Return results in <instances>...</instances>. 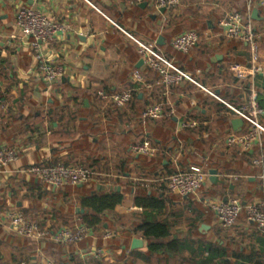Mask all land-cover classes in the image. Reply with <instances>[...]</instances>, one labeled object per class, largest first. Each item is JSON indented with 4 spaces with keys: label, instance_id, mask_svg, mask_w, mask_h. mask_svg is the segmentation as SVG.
<instances>
[{
    "label": "crops",
    "instance_id": "crops-1",
    "mask_svg": "<svg viewBox=\"0 0 264 264\" xmlns=\"http://www.w3.org/2000/svg\"><path fill=\"white\" fill-rule=\"evenodd\" d=\"M153 3V0L139 4H133L132 0H0V146L15 149L18 157L0 175V264H39L43 258L54 264H253L257 257L264 259V233L246 221L243 212L232 228H222L212 204L224 197L208 194L226 185L227 191L243 205H264L258 177L261 168L251 166L244 156L233 151L236 148L222 143L223 134L237 131L242 125L234 129L232 121L238 118L233 115L229 123L214 122L213 108L207 100L213 99L227 109L241 101L237 79L228 64L248 63V46L238 40L219 43L213 39L215 36H201L209 44V53L201 41L191 53L179 56L171 46L172 31L165 30L171 12L156 9ZM21 5L47 12L72 27L62 39L41 45L42 59L64 69L63 76L50 85L35 80L41 59L15 26V12ZM230 9L249 14L255 28L264 26V0H253L250 7L246 0H184L180 13L186 21L205 24L202 33L215 35L218 21ZM254 9L256 18L251 16ZM137 42L154 43L158 53L170 56L167 58L188 75V79L172 86L175 87L169 111L172 123L164 120L163 115L155 125L133 118L131 108L141 106L145 100L141 93L121 111L85 95L89 89L106 87L117 92L125 87L132 70L142 67H137L140 61ZM259 53L264 62V44ZM254 83L264 100V74L256 76ZM180 90L190 93V103ZM190 112L200 116L203 124L213 131L210 136L208 133L205 143L197 142L193 134L200 128V121L194 132L179 128ZM142 133L151 137L156 146L153 148L160 155L151 164H145L146 159L130 149ZM179 142L181 148L177 147ZM261 147L264 150V134ZM224 148L227 150L223 152ZM249 152L257 156L259 147ZM207 156L216 168H205V183L194 196L180 197L171 193L166 183L162 184L168 172L197 165L203 157L208 161ZM44 162L91 167L92 180L72 189L123 194L121 203L106 213L100 225L88 226L87 236L77 244L30 240L7 228L5 211L9 207L28 213L45 212L44 221L36 223L48 229L56 226L51 214L60 209L65 215L70 213L55 197L66 186L43 187L34 176L22 172L29 165ZM262 164L264 168V157ZM212 169L216 170L214 182L209 179ZM150 170H153L151 182L144 186ZM98 184L114 189L98 191ZM147 197L154 201L155 207L136 204L137 199ZM71 210L75 219L61 226L81 223L79 216L87 212L77 201ZM141 223L146 227L157 226L159 233L161 226H165L167 236H145L138 229ZM134 238L142 241L141 247H132ZM149 242L161 243V247L150 251ZM165 244H169L168 248ZM207 246L218 248L221 259L209 255L204 249Z\"/></svg>",
    "mask_w": 264,
    "mask_h": 264
},
{
    "label": "built area",
    "instance_id": "built-area-1",
    "mask_svg": "<svg viewBox=\"0 0 264 264\" xmlns=\"http://www.w3.org/2000/svg\"><path fill=\"white\" fill-rule=\"evenodd\" d=\"M143 0H132L133 4H139ZM156 9L164 8L167 11L174 9L180 0H153ZM253 0H246L250 7ZM15 26L18 28L22 38L29 40V47L36 57L41 59L38 64V73L35 80L52 84L62 76L64 69L60 64L47 59H42L41 45L57 39H62L72 27L67 22L52 18L47 12L21 5L15 12ZM217 36L224 39L238 40L248 46L249 61L246 64L230 63L228 69L235 76L238 82L250 80V84L244 94L243 102L237 107H230L236 118L243 121L242 127L237 131L227 133L222 140L226 147H234L241 153L259 147L258 155L253 157L251 164L261 168L258 177L261 180V188L264 192V168L262 158L264 150L261 147L264 127L262 118L264 109L259 104L258 90L254 78L264 74V62L260 59L259 42L262 34L257 32L249 14L243 15L236 10L227 14L224 19L217 23ZM204 37H212L211 33L204 32ZM201 36L193 29L185 30L171 39V46L174 51L181 54H189L197 46ZM136 52L142 61V67L135 69L130 79L135 84L147 83V74L155 73L160 82L169 87L178 85L188 75L177 68L170 59L155 50V44L150 42H137ZM97 97L115 108H122L132 99V90L123 89L118 92L106 93L103 90L96 92ZM163 115V107L159 103L147 104L140 113L143 121H156ZM199 126V121L189 119L179 124L180 129H193ZM207 136V134H204ZM130 149L145 159H153L156 151L148 140L136 142L130 145ZM17 151L6 145L0 146V175L7 172V169L16 162ZM206 160L201 165H192L185 170L173 172L166 178V185L169 191L180 197L194 196L204 185L206 180ZM23 173L34 176L44 187L60 188L63 186H78L87 184L93 178L94 171L85 166H65L56 164L43 166L38 164L29 165L22 169ZM212 211L218 224L224 229L232 228L238 221L239 215L244 212L246 221L255 226L257 230L264 233V205L256 203L242 204L235 197L223 198L212 204ZM8 220V229L26 239L49 240L56 244L71 245L81 242L88 234L89 227L85 223H77L71 227L61 226L55 230L40 227L35 221L14 207L5 211ZM20 264H24L23 262ZM39 264H54L49 258H43Z\"/></svg>",
    "mask_w": 264,
    "mask_h": 264
},
{
    "label": "trees",
    "instance_id": "trees-1",
    "mask_svg": "<svg viewBox=\"0 0 264 264\" xmlns=\"http://www.w3.org/2000/svg\"><path fill=\"white\" fill-rule=\"evenodd\" d=\"M183 3H184V0H180V3L174 9H172L170 11L171 12L170 13V16L171 17L165 23V30L167 29L169 31L170 30L172 31V33H170L171 34L170 39H172L178 33L182 32V31H185V30H189V29H196L197 31H199L200 36H202V31L206 29L205 24L200 23L201 26H199L200 24L198 23L197 20L186 21L185 20V17L184 18L182 17V14L180 13V6ZM175 9H177L178 11L175 12L174 11ZM232 10L238 11L239 9H230V12ZM240 11L241 10H239L238 12L241 13V14H243L242 13L243 11H241V12ZM216 27H217V25H216ZM255 29H256L257 32H259V33L262 34V30L264 29V26H262L261 28H255ZM213 36H215L213 39H216L217 42H219V43H222V42H224V40H226L223 37L217 36V32ZM201 41H203L202 42L203 43V47L205 49H207V53H209L208 52L209 44H208L207 41H204V40L200 39L199 42L197 43V45ZM233 42H238V41H234L233 40ZM262 44H264V35H262L261 38H260L259 47ZM175 53L178 54L179 56L182 55L181 53H178L176 51H175ZM167 57H170V56H167ZM230 62H235V60L230 61ZM174 65H176L177 68H179L180 70H184L183 68L180 67V65H178L176 63ZM134 70H132V72ZM132 72H131V74H132ZM131 74L127 78V84L125 85V87L122 88V89H120L119 91H121L123 89H131L132 90V99L130 100V103L131 104H133V102L137 100L138 93L143 94L144 95V99H145L144 102L141 104V106L139 105L138 107L131 108V110L134 112V113H132V117L135 118L136 120H137V118L139 119L140 118L141 111L143 110V108L147 104H149V103H159V104L162 105L163 110H164L163 119L166 120V121H168V122H170V123H172V117H171L169 111L171 110V107H172V102L173 101L171 99H172V97L174 95V92H175L174 88L175 87L174 88L169 87L168 90H166L165 86L160 82L159 77L155 73H153V72H149L147 74V76H146V78H147V83L146 84H148L149 87H146L145 84H135L130 79ZM249 84H250V80H246V81H242V82H238L237 81L236 89H237V92L241 93V101L239 103L232 104L233 107H237V106H239L243 102V100H244V94H245V92H246ZM263 89H264V87H263ZM98 90H103L106 93H113L112 91L107 90L106 87H99V89L98 88H94L92 90L91 89L87 90V93L85 95L87 96L89 94L88 96L95 97L104 106H106L108 108H111V109H114L116 111H121L125 107V106H123L122 108H115V107L111 106L108 103L102 102L97 97V95H96V92ZM179 93L180 94L182 93V94L185 95V97H184L185 99L184 100H186V97L188 98L187 101H186L187 103L188 102L189 103L191 102L192 98H191V95H190L189 92H186V91H183V90L181 91L180 90ZM179 93H176V94H179ZM177 98L180 99L178 96H177ZM207 100H209L208 101L209 102V105H211L212 108H213V114L212 115H213L214 122H219V121H225V120H227L228 123H229V120L231 118V115H233L232 112H231V110L230 109H227V107H224L223 104L218 103V102H215L213 99L210 100V98H209ZM258 100H259V104L263 108L264 107V100H263L262 96L259 95V94H258ZM174 104L176 105L175 101H174ZM186 116L187 117L185 118V120L195 119V120H198V121L201 122L200 128L198 130H196V132L193 133V134L196 135L195 138H196V140H198L197 142L205 143L206 138L210 136V133H211L212 130L209 127H207V125L205 126V124H203L204 121H201L200 120V118H201L200 116L193 115L191 112L190 113H187ZM159 120H156V121H148V123H151V124H154L155 125ZM200 122H199V124H200ZM188 131L194 132L195 129L188 130ZM222 131H223V129H222ZM230 132H232V131L230 130L227 133H230ZM208 133H209V136H208ZM204 134H207V136L204 137ZM226 134H223L222 135L223 138L225 137ZM145 139L149 141V143L151 144L152 147H156L155 144H154V142H153V140L151 139V137H146L144 133H142V135L139 136V139L138 140L132 142V144L133 143H136V142H141V141H143ZM220 139L219 140L217 139V141L218 142L221 141ZM210 142H211L210 145H212L211 139H210ZM181 146H182V144L180 142L177 143V147L178 148H181ZM225 149L226 148H224L223 152L225 151ZM233 151L234 152H239L240 155L244 156L245 159L247 160V162L252 166L251 162H252L253 157H255L254 154H250L249 151L241 153L238 149H234ZM184 152H182V150H181V153L182 154H184ZM159 156L160 155L158 153H156L155 154V157L153 159H146L144 162H145V164H151V162L154 161V159L159 158ZM207 159H208V161L203 157V160L201 162H199L197 165H201L204 162V160H206V164H207L206 168H210V167L216 168L215 167L216 165L210 163V156H207ZM56 164H62V163H58V162H53V163L44 162V163L38 164V165L51 166V165H56ZM63 165H65V164H63ZM65 166H78V165H65ZM80 166H85V165L80 164ZM85 167L92 169L89 166H85ZM185 169L186 168H184V167H177L176 169H173L172 172L171 171L168 172V175L164 178L165 180H164V182L162 184L166 183V178L170 174H172L173 172H176L178 170H185ZM151 171H153V170H150L148 174L153 176V172H151ZM225 171L226 170H223L222 172H225ZM223 176H224V173H223ZM223 179L226 180V178H223ZM223 187H225V188H222V190L221 189L220 190L218 189V191H213L212 190L208 194L209 195H211V194H218L219 197H224V198L230 197V196L234 197V195H232V193H229L227 191L226 185H224ZM63 191H59V192L62 193ZM73 192L75 193L76 201L79 203V206L82 207V208H84L85 210H87L86 213H84L83 215H80L79 216L82 219V223H85L87 226H92V227L93 226L100 225L101 220L106 216V213L107 212H112V210L115 208V206L118 205V204H120L121 201L123 200V194L120 193V192L111 191V192H100V193H97L95 191H91V190H85L84 191L83 189H77V188H74L72 191L71 190H65L62 193V196L61 197H64V199L70 198L71 197V194ZM55 197H58V196L56 195ZM55 199H57V198H55ZM136 204L139 205L140 207H144V208H152V207H155L154 201L151 198H148V197L147 198L137 199L136 200ZM21 212L25 215V217H27V218H29L31 220H33L35 222L39 221V220H35L33 217H31L28 214V211H25L24 210V211H21ZM42 213L45 215V212H42ZM58 214H60L59 217H58ZM51 215H52V219L55 220L56 226L55 227H52L50 230H55V229L59 228L62 225V224H59V223H63V224L64 223H68V221H69L68 219L74 216V211L73 210H70V213L65 215V214H63V210L60 209L58 211V213L55 212V213H53ZM71 223L69 222L68 224H71ZM156 228H157V226H153V227H148L147 226L146 227V225H144V223H141L138 226V229L139 230H142L144 232V235L145 236H150V235H153V234H155V235H157V234H164V236H167V230H166V227L165 226H161V231H160L161 233H159ZM160 244L161 243L158 244V243H155V242H149L148 249L150 251L157 250L158 248L161 247ZM165 245L168 248L167 245H169V244H165ZM170 248L172 249L173 246H170ZM204 249L213 258H215V256H216L218 259H221V256L222 255H220V254L217 255L218 248L211 247V246H207ZM213 253H215V254H213ZM253 264H264L263 257H257L254 260Z\"/></svg>",
    "mask_w": 264,
    "mask_h": 264
},
{
    "label": "rangeland",
    "instance_id": "rangeland-1",
    "mask_svg": "<svg viewBox=\"0 0 264 264\" xmlns=\"http://www.w3.org/2000/svg\"><path fill=\"white\" fill-rule=\"evenodd\" d=\"M178 10L176 9V11L175 12H177ZM190 30V29H189ZM193 30H196V29H193ZM197 31V30H196ZM198 33H199V31H197ZM205 32V31H204ZM204 32L202 33V36H204L203 34H204ZM144 174V173H143ZM146 176H147V178L149 179V181L148 182H146V183H144L145 185L144 186H146V185H149L150 184V180H151V178H152V176L151 175H149L148 173H146ZM125 184V183H124ZM72 186H70V187H64V188H62V189H59V191H61V190H73L72 188H71ZM201 190V189H200ZM58 191V190H57ZM57 192L58 194H57V196H58V198L60 199L58 202H59V205H62V206H64V208L66 209V210H71L73 207H74V205L76 204V197H75V193L73 192L72 194V197H70V198H66V199H64V197H61L62 196V193L64 192ZM52 200V199H51ZM49 203H50V205H51V201L49 200ZM53 204V203H52ZM31 217H33L35 220H39V221H44V219H45V216H44V214L42 213V211H38L37 213H33V212H30V213H28ZM60 216V214H58V217ZM73 219H75L74 218V216L73 217H71V218H69L68 220V222H70V221H72ZM61 222V221H60ZM59 224H63V223H59Z\"/></svg>",
    "mask_w": 264,
    "mask_h": 264
},
{
    "label": "water",
    "instance_id": "water-1",
    "mask_svg": "<svg viewBox=\"0 0 264 264\" xmlns=\"http://www.w3.org/2000/svg\"><path fill=\"white\" fill-rule=\"evenodd\" d=\"M143 4H145V3H143ZM164 10H165L164 8H161V11H164ZM256 15H257V10L254 9L252 11V15L251 16H252V18H256ZM140 65H142V61L141 60L139 61L137 67H140ZM242 124H243V121L241 119H239V118L238 119H234L232 121V125H233L234 129H236L237 127H239ZM209 174H210L209 179L214 182L215 178H216V170H214V169L210 170ZM105 189L113 190L114 188H113V186H106V185H103V184H98L97 185V190L98 191L105 190ZM141 246H142V241L140 239H137V238L132 239V247L133 248H137V247H141Z\"/></svg>",
    "mask_w": 264,
    "mask_h": 264
}]
</instances>
